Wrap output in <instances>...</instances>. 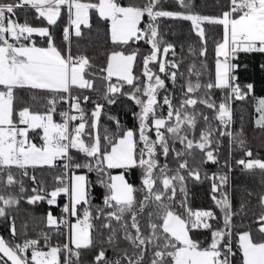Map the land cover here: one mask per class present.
Listing matches in <instances>:
<instances>
[{"label":"snow or ice","instance_id":"snow-or-ice-1","mask_svg":"<svg viewBox=\"0 0 264 264\" xmlns=\"http://www.w3.org/2000/svg\"><path fill=\"white\" fill-rule=\"evenodd\" d=\"M177 2L182 8L190 7L187 0ZM160 4L161 0L127 5L119 0H0V218L9 219V209L18 207L22 200L30 205L43 201L55 206L59 197L68 198L59 217L49 208L42 219L50 231L41 232L37 238L17 242L19 233L14 217L11 218V239L0 235V264H79L81 250L93 248L97 251L92 264H232L236 254L234 236L242 264H264V193L259 195L261 211L254 220L260 234L257 239L251 228L234 232L236 213L228 194L222 191L228 183L226 174H204L205 179L212 180L211 198L220 209V217L211 209L189 208L186 184L189 179L201 180L200 165L219 163L220 138L230 137L245 149V141L230 131L231 102L244 99L253 84L241 88L234 74L238 65L232 61L240 52L264 53V0H228L227 10L216 16L167 11ZM24 8L33 9L37 19L46 21L47 26L34 27L27 20L18 22L14 18L16 11ZM62 9H66L68 17L63 27V41L68 44L65 49L57 46L50 32V27L61 18ZM90 10L110 21L114 45L138 41L150 45L141 57L140 76L133 71L137 57L141 56L139 49L127 54L124 50L112 51L108 55L106 67L100 69L105 75L99 76L106 86L96 100L73 94L74 90L97 91V73L92 71L90 58L82 53L73 54L70 44V29L80 37L81 26L90 27ZM145 17L147 22L141 27ZM159 18L191 21L202 42L205 23L222 26V38L215 44L214 80L202 83L203 73L195 64L189 66L185 76L180 72L181 62L168 59L169 53L176 56L175 45L164 41ZM33 34L46 38V46H38ZM189 51L195 55L194 49ZM206 52L204 46L199 54L203 57ZM151 65L158 70L153 71ZM202 68L207 70V65L202 64ZM113 77L116 83H112ZM178 77L184 79L183 84H177ZM166 80L171 81L173 88H180L176 103L175 93L169 91ZM124 85L130 86L131 91L124 92ZM213 89L228 92L217 102L211 95ZM18 90L45 93L42 110H35L32 105L17 110ZM162 90L166 94L161 100L158 97ZM118 96H126L139 107L138 112L132 113L137 121L135 128H125L117 116L105 112V104H116ZM88 102L93 104L90 112L83 107ZM60 103L68 108L59 112L61 119L57 121L54 114ZM197 105L213 114L209 116ZM256 112L255 124L264 129V98L259 99ZM102 115L114 122L115 132L106 126L101 132ZM201 120L204 127L197 136ZM31 134L40 140L39 144ZM72 150L84 159L77 161ZM196 152L201 154V160L192 167L190 158L194 160ZM170 156L175 167L169 166ZM244 156L236 161L238 165L247 171L259 169L264 173V160L253 158L251 149H246ZM58 161L62 170L54 177L51 188L32 175L29 178L34 186L29 190L11 171L17 168L28 176L29 168H56ZM85 169L97 173L96 183L105 190L102 206L92 203V182L87 174L77 172ZM114 169L122 171L113 175L110 170ZM132 169L140 170L139 187L126 179V173ZM13 187L18 191L5 194ZM178 193L183 197L179 201ZM177 203L184 209L183 214L176 210ZM94 221L100 222V239L94 236ZM193 230L209 231L210 242L205 245L193 239ZM53 234L65 235L66 242L51 244ZM121 241L129 247L121 248ZM109 249L115 259L108 257Z\"/></svg>","mask_w":264,"mask_h":264},{"label":"trees","instance_id":"trees-1","mask_svg":"<svg viewBox=\"0 0 264 264\" xmlns=\"http://www.w3.org/2000/svg\"><path fill=\"white\" fill-rule=\"evenodd\" d=\"M6 2H10V0H6ZM83 2H88V0H83ZM92 2H95V0H92ZM119 2L122 5H127L129 2L143 3V0H119ZM187 2L190 4V7L187 9L182 8L177 0H161L160 7L167 11L192 12L200 15L216 16L222 11H226L228 4V0H187ZM14 18L20 23H24L27 20V22L34 27L47 26L46 21L37 19L35 11L31 8L18 9ZM146 22L147 17L144 18L141 27H143ZM67 23L68 17L66 9H62V16L59 18L57 25L50 27L54 42L61 49H65L68 46V44L63 41V27L66 26ZM158 23L159 31L164 41L175 45L176 56L173 57L172 54L169 53L168 59L171 60L175 58L181 62L180 72L187 76L189 66L195 64L196 69L203 73L201 76L202 83L207 82L210 78L214 80L216 59L215 44L222 38V26L205 23L203 25L205 29V41L202 42L193 29L191 21L179 18H159ZM81 31L82 35L80 37L73 36L70 38L71 49L73 54L82 53L90 58L94 65L92 71L97 73V78L95 80L97 91L74 90L73 94L82 96L88 95L92 100L98 99L102 94L103 88L106 86V81L99 78V76L105 75L100 72V69L106 67L107 57L112 51L124 50L127 54L134 49H139L141 56L137 57L133 71L135 75L140 76L142 71L141 57L148 52L150 45L146 44L144 41L130 42L128 45H114L110 39V21L100 18L95 10H90V27L83 26ZM45 40L46 38H38L35 42L38 46H46ZM204 46H206L207 52L205 56L201 57L199 54L200 49ZM190 48L195 50V55L189 51ZM232 62L238 65L234 74L238 77L237 83L241 85V88L244 89L249 83L253 84L252 91L244 99H233L231 102L233 117L231 131L239 139L245 141V149H241L238 143L232 141L230 137L220 138L221 142L218 147L219 163H206L200 165L201 180L194 181L189 179L186 181L187 206L193 211L211 209L216 213L217 217H220V209L216 207L211 198L212 180L205 179L204 174L206 173L208 177H211L213 173L226 174L228 183L222 191L228 194L232 205V211L236 213L233 217V224L236 226L234 232L251 228L254 237L259 239L260 234L256 232L258 225L254 223V220L261 211L259 206V195L264 193V173L259 169L252 171L244 170L236 161L245 158L244 152L246 149H251L253 158L264 160V129L257 127L255 124L258 115L256 112L258 101L264 98V67H261L264 65V53L240 52ZM202 64L207 65V70L202 68ZM151 67L153 71L158 70L156 65H151ZM141 79H143V77H141ZM195 79L196 77L193 75L192 80L195 81ZM112 83H116L115 78L112 79ZM183 83L184 79L178 77L177 84ZM166 84L168 85L169 91L175 93L174 103L178 102L181 95L180 88L178 86L173 88L171 81L168 80H166ZM123 91H131L130 86L124 85ZM227 92L228 90L213 89L211 95L219 102ZM165 94L166 93L162 90L158 99L162 100ZM45 95L46 94L43 92L18 90L16 92L18 98L16 108L18 110L23 106L32 105L35 110H42L41 106L45 103L43 99ZM33 96L38 97V99L33 100ZM101 102L103 103V101ZM83 107L87 112H90L93 108V104L88 102L84 104ZM197 108L206 112L209 116L213 114L202 105H197ZM138 111L139 107L126 96H118L117 103L114 105L105 104V112L117 116L125 128H135L137 126V121L132 113ZM163 111L166 113L167 108L165 107ZM54 119L57 120L55 117ZM216 124L217 122L213 121V125L216 126ZM105 126L112 132L116 131L114 122L109 121L107 115H102L101 132H103ZM203 127L204 122L201 120L198 122L196 129L197 136L199 135L200 129ZM31 135L33 136L34 142L38 144L40 140L36 138L35 134ZM177 147L180 146L177 145ZM194 155V160L190 158V166L192 167L199 165L201 160L200 153L196 152ZM168 161L170 167H175V163L172 161L171 156L168 158ZM163 162V158L161 157V163ZM110 171L114 175L122 170L114 169ZM12 172L17 179L23 180L27 189L30 190L34 186L33 182L30 181L27 176L22 175L19 170L14 169ZM86 174L88 179L92 182V203L102 206L105 190L96 183L97 173L86 172ZM34 175L38 180H43L45 184L51 188L53 186L54 177L59 175V172L55 168L38 167L34 170ZM126 179L135 187H139L140 170H130L126 173ZM17 191L18 188L13 187L5 190V194H7V192L15 193ZM249 193H252V195H249ZM217 196L219 197V193ZM182 198L183 197L178 193L177 201ZM61 204V199H58V203L55 206H48L46 202L43 201L36 205H30L22 200L18 207L9 209V219L0 218V235L6 240L11 239L9 227L11 218L13 217L19 233L17 237L18 241H22L24 238H37L41 232H49L50 229L46 226L42 218L46 216L49 208H51L53 215L59 217L61 215ZM241 205H243V207H241ZM176 210L182 214L184 213V209L179 207L178 203L176 205ZM94 223L97 225V231L94 233V236L96 239H100V222L94 221ZM213 223L215 224V222ZM106 235L107 233L105 232L104 236ZM190 235L193 239L199 240L205 245L209 243L211 239V234L207 230H193ZM64 242H66V236L56 234H53L52 240L50 241L53 245L58 243L62 244ZM41 244H43V241H41ZM120 247L126 248L129 247V245L126 241H121ZM233 250L236 254L232 258V264H242V254L236 246L235 236L233 237ZM96 251V248L81 250L79 264H92ZM107 255L109 258L115 259V255L111 249L108 250Z\"/></svg>","mask_w":264,"mask_h":264},{"label":"built area","instance_id":"built-area-1","mask_svg":"<svg viewBox=\"0 0 264 264\" xmlns=\"http://www.w3.org/2000/svg\"><path fill=\"white\" fill-rule=\"evenodd\" d=\"M75 95V94H74ZM68 108V105L67 104H64V103H60V104H58L57 105V112L54 114V117L57 119V121H60V116H59V112L60 111H64V110H66ZM71 155H73L76 159H77V161H82L84 158H83V155L82 154H79V153H77L75 150H72V152H71ZM14 169H17V168H13V169H11V171L12 170H14ZM56 170H58V172H59V174H60V172H61V170H62V168H61V162H57V167L55 168ZM17 170H19L20 172H21V170L20 169H17ZM34 170L35 169H32V168H29L28 169V178L30 177V176H32V175H34ZM77 172L78 173H86L87 172V170L85 169V170H77ZM21 174H22V172H21ZM29 180L31 181V179L29 178ZM1 187V186H0ZM61 200H62V204H61V206H60V209L62 208V206L64 205V203H66L67 202V200H68V198L66 197V196H61V197H59ZM70 219H74V218H70ZM61 231L62 232H67V229H65V228H61ZM17 242H22V241H18L17 240ZM44 250H47L46 248L44 249ZM29 255H30V252H29Z\"/></svg>","mask_w":264,"mask_h":264},{"label":"crops","instance_id":"crops-1","mask_svg":"<svg viewBox=\"0 0 264 264\" xmlns=\"http://www.w3.org/2000/svg\"><path fill=\"white\" fill-rule=\"evenodd\" d=\"M89 23H90V12H89ZM41 27H42V26H41ZM82 27H83V25L81 26V28H82ZM70 33H71L70 38H72L73 36H75V35H74V30L70 29ZM38 38H41V37H39L37 34H33L32 39H33L34 41H37ZM113 78H115V77H113ZM115 79H116V78H115ZM114 175H116V174H114Z\"/></svg>","mask_w":264,"mask_h":264},{"label":"rangeland","instance_id":"rangeland-1","mask_svg":"<svg viewBox=\"0 0 264 264\" xmlns=\"http://www.w3.org/2000/svg\"><path fill=\"white\" fill-rule=\"evenodd\" d=\"M257 106H258V105H257ZM231 107H232V105H231ZM231 128H232V127H230V131H231ZM39 143H40V142H39ZM39 143H38V144H39ZM80 174H83V173H80ZM117 174H119V173H117ZM117 174H116V175H117Z\"/></svg>","mask_w":264,"mask_h":264}]
</instances>
